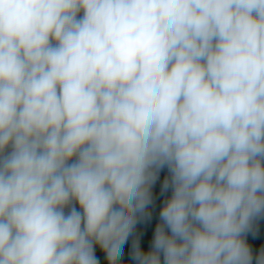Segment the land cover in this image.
<instances>
[{
	"label": "clouds",
	"instance_id": "obj_1",
	"mask_svg": "<svg viewBox=\"0 0 264 264\" xmlns=\"http://www.w3.org/2000/svg\"><path fill=\"white\" fill-rule=\"evenodd\" d=\"M262 235L264 0H0V264H264Z\"/></svg>",
	"mask_w": 264,
	"mask_h": 264
},
{
	"label": "trees",
	"instance_id": "obj_2",
	"mask_svg": "<svg viewBox=\"0 0 264 264\" xmlns=\"http://www.w3.org/2000/svg\"><path fill=\"white\" fill-rule=\"evenodd\" d=\"M161 206V202H157L156 207V213L158 214L159 207ZM155 222L153 221V225L145 230L143 226L140 227L139 231L143 232L144 235L142 236V247L147 249L150 246L151 238H152V232L154 230ZM249 244L252 246L254 252L259 250L260 247L264 246V235H262L259 239L253 240L251 237L248 239ZM126 253H127V246H126ZM97 256L100 258L101 264H107V261L104 259L103 253L100 251L99 248H97ZM124 259L127 261L128 257L127 254L125 255Z\"/></svg>",
	"mask_w": 264,
	"mask_h": 264
}]
</instances>
